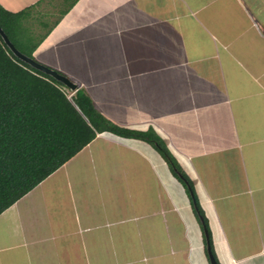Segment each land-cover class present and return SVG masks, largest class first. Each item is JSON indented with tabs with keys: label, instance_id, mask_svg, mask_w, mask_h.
Segmentation results:
<instances>
[{
	"label": "crops",
	"instance_id": "1",
	"mask_svg": "<svg viewBox=\"0 0 264 264\" xmlns=\"http://www.w3.org/2000/svg\"><path fill=\"white\" fill-rule=\"evenodd\" d=\"M47 30L37 60L164 139L219 263L264 264V0H77ZM176 178L150 143L98 132L0 214V264H210Z\"/></svg>",
	"mask_w": 264,
	"mask_h": 264
},
{
	"label": "trees",
	"instance_id": "2",
	"mask_svg": "<svg viewBox=\"0 0 264 264\" xmlns=\"http://www.w3.org/2000/svg\"><path fill=\"white\" fill-rule=\"evenodd\" d=\"M30 10L15 12L0 4V26L17 48L34 57L33 51L49 30L36 41L24 35L22 26ZM63 87L61 81L19 58L0 34V214L75 156L98 132L108 131L144 140L161 154L184 185L203 230L208 231V239L204 232L206 246L210 244L220 264L192 180L164 139L152 127L138 130L109 119L85 89L79 87L69 96Z\"/></svg>",
	"mask_w": 264,
	"mask_h": 264
},
{
	"label": "rangeland",
	"instance_id": "3",
	"mask_svg": "<svg viewBox=\"0 0 264 264\" xmlns=\"http://www.w3.org/2000/svg\"><path fill=\"white\" fill-rule=\"evenodd\" d=\"M73 1L74 0H41V2L37 4L38 8L40 9V13L39 12H29V15L25 19L24 26H22L24 35L28 34V37L34 41L40 39L41 36L47 31V29H49L52 25H54L56 21L57 22L59 21L61 15L65 14V13L63 14V11L67 9L68 7H70ZM31 15L34 16L35 19H33ZM49 59H53V56L49 55ZM48 62L51 63L53 61L48 60ZM48 65L50 67H53L50 64ZM63 89L69 94V96L71 95L72 91L68 87H63ZM176 180L179 182L177 178ZM180 184L182 185L181 182ZM182 194L180 195L181 199H182ZM188 199H189V202L191 203L190 198L188 196L186 197V202H187L186 204H188ZM183 209H184L185 215L188 217V219H190L191 215L188 214V211L185 208ZM192 209H193V206H192ZM193 236L198 241H200V239L202 238L201 234L195 233ZM203 237H204V233H203ZM198 255H199V251L195 249V258H197ZM197 263L200 264L199 261H197Z\"/></svg>",
	"mask_w": 264,
	"mask_h": 264
},
{
	"label": "water",
	"instance_id": "4",
	"mask_svg": "<svg viewBox=\"0 0 264 264\" xmlns=\"http://www.w3.org/2000/svg\"><path fill=\"white\" fill-rule=\"evenodd\" d=\"M0 34L2 35V37L4 38L5 42L9 45V47L11 48V50L22 60H24L25 62H27L28 64H30L31 66L35 67L36 69H39L49 75H51L52 77H54L55 79L61 81L63 84H65L66 87H68L70 90H77L78 89V82L74 81L73 79H71L68 75L61 73L60 71H58L55 68H52L38 60H36L34 57L29 56L27 54H25L24 52H22L19 48H17L14 43L10 40V38L8 37V35L6 34V32L3 30V28L0 26ZM206 238L208 239V231L205 228L204 229ZM207 251H208V256H209V260L211 262V264H217L214 256L212 255L211 251H210V244H207Z\"/></svg>",
	"mask_w": 264,
	"mask_h": 264
},
{
	"label": "clouds",
	"instance_id": "5",
	"mask_svg": "<svg viewBox=\"0 0 264 264\" xmlns=\"http://www.w3.org/2000/svg\"><path fill=\"white\" fill-rule=\"evenodd\" d=\"M34 52V51H33ZM34 56V55H33ZM35 58V57H34ZM36 59V58H35ZM37 60V59H36ZM53 68V67H52ZM58 70V69H57ZM58 71H60V70H58ZM62 73V72H61ZM78 88H79V86H78ZM78 90V89H77ZM77 90H71L72 91V93L71 94H73L74 92H76Z\"/></svg>",
	"mask_w": 264,
	"mask_h": 264
}]
</instances>
